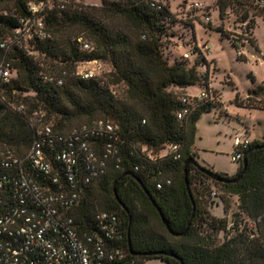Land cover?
Listing matches in <instances>:
<instances>
[{
	"label": "trees",
	"instance_id": "trees-1",
	"mask_svg": "<svg viewBox=\"0 0 264 264\" xmlns=\"http://www.w3.org/2000/svg\"><path fill=\"white\" fill-rule=\"evenodd\" d=\"M8 1L14 2L13 10L4 6ZM29 1L42 0H0V42L21 26V18L32 15ZM218 4L223 17L228 7L238 13L244 8V21L249 11L264 15L261 0H218ZM43 21L49 36L33 35L7 53L0 47V61L6 57L15 69L9 82L0 78L3 149L18 155L29 150L35 139L31 117L36 110H43L58 131H68L83 119L80 124L98 118L113 121L119 126L121 160L111 159L74 209L79 229L93 227L95 213L110 210L121 217V245L138 263L159 257L167 264H264V140L252 141L245 150L250 151L248 166L237 182L216 176L235 178L243 162L232 176L199 163L193 150L197 121L221 102L217 97L197 101L185 118L177 117L186 90L196 83L209 88L211 80L208 70L200 68L207 63L201 52L191 63L169 50L168 42L180 34L176 26L182 24L170 6L157 0H102L99 6L71 1L47 8ZM253 24L250 18L248 27ZM80 34L93 43V50L80 48L76 41ZM35 52L52 63L44 66ZM90 59L110 66L108 78L75 74L77 65ZM262 97L255 87L249 93L254 103L245 105L264 108L256 102ZM21 105L24 110H19ZM170 143L180 144L181 157L161 155ZM188 158L196 163L188 165L186 174ZM218 186L238 195V208L246 218L230 224L226 217L211 213L214 198L223 202L226 211L229 207ZM232 230L235 234L229 235ZM129 232L132 248L139 254L130 252ZM221 232L222 241L218 240Z\"/></svg>",
	"mask_w": 264,
	"mask_h": 264
},
{
	"label": "built area",
	"instance_id": "built-area-1",
	"mask_svg": "<svg viewBox=\"0 0 264 264\" xmlns=\"http://www.w3.org/2000/svg\"><path fill=\"white\" fill-rule=\"evenodd\" d=\"M55 4L64 7L66 1H29L32 15L21 18V26L2 40L0 47L7 53L13 45L24 44L33 35L49 36L43 12ZM189 5L201 7L202 2L190 0ZM76 41L82 50L94 48L82 34L76 36ZM196 52L207 60L202 46L195 43L183 56L191 58ZM102 64L98 59L80 62L75 74L85 79L101 78ZM206 66L207 63L202 67ZM14 75L10 61L1 59L2 81L9 82ZM56 80L63 83L62 78ZM215 97L211 85L196 94H183V107L177 117L185 118L197 101ZM18 108L24 110L22 105ZM31 126L35 139L24 155L10 148L0 150V264H141L129 258L120 243L124 235L119 214L98 211L89 229H79L73 214L111 159L121 160L119 126L98 118L58 131L43 110L33 113ZM251 143L247 128L240 130L235 137L233 160L243 162ZM166 154L181 157L180 144L166 145L161 155ZM150 157L154 159L152 154Z\"/></svg>",
	"mask_w": 264,
	"mask_h": 264
},
{
	"label": "rangeland",
	"instance_id": "rangeland-1",
	"mask_svg": "<svg viewBox=\"0 0 264 264\" xmlns=\"http://www.w3.org/2000/svg\"><path fill=\"white\" fill-rule=\"evenodd\" d=\"M64 1L97 6L102 2V0ZM161 1L170 6L171 11L182 23H178L176 26L180 34L168 42L169 50L182 57L191 44L201 45L207 55L208 64L206 67L200 66V68L203 71L208 70L210 85L215 96L221 102L211 110L204 112L197 121L193 146L197 160L202 165L225 173L236 172L241 164L240 161H235L232 158L237 133L249 127L251 139L264 138V108H250L245 105L248 102L249 104L254 103L253 99L249 100V93L255 87L258 95L263 96L261 101L256 99L258 100L256 102L264 105V15L249 11V18L244 21L241 17L244 8L240 7L238 13L234 11V8L228 7L227 14L223 17L220 13L218 0H200L201 7L190 6V0ZM4 6L7 10H13L14 2L8 1ZM208 16H210L209 21L207 20ZM250 18L254 19V24L248 27ZM188 24L193 25V28L188 27ZM221 26L224 31L220 29ZM233 43L238 45V48ZM34 54L38 60L43 62L44 66L52 63L50 59L43 58L36 52ZM195 58V54L191 56V63H194ZM169 60L172 62L173 57H170ZM101 68L100 76L108 78L111 71L110 66L103 63ZM253 76L256 78L255 83L252 79ZM116 88L121 89L120 86ZM204 88L202 84L196 83L186 91L196 94ZM238 104L244 105L238 106ZM237 113H241V120ZM83 120L75 122L71 128L79 125ZM1 149L3 147L0 145ZM217 191L219 195L226 194L229 199V207L226 211L223 202L219 198H214L215 203L210 207L213 215L226 217L230 224L237 219L246 218L238 208V195L228 194L219 186ZM233 234H235V230L229 232V235ZM224 237V233L221 232L218 240L222 241ZM147 264H167V262L157 257L149 259Z\"/></svg>",
	"mask_w": 264,
	"mask_h": 264
},
{
	"label": "water",
	"instance_id": "water-1",
	"mask_svg": "<svg viewBox=\"0 0 264 264\" xmlns=\"http://www.w3.org/2000/svg\"><path fill=\"white\" fill-rule=\"evenodd\" d=\"M249 152L250 151L245 152L244 159H243V168H242V170H241V172H240V174L238 176H236L235 178H226L224 176H220L219 175V176H216V179L217 180H220V181H224V182H237V181H239L244 176V174H245V172L247 170V166H248V153ZM190 163H196L195 158H188L185 161V172H186V174H187V167H188V165ZM139 181L141 182L142 186H144V188H146L145 185L143 184V182L140 179H139ZM146 190L150 194L149 190L148 189H146ZM189 192H190V194H192V191L190 189H189ZM152 200L154 201V199H152ZM190 224H191V220H190V222L188 224V227L190 226ZM184 233L185 232H183L182 234H184ZM128 240H129V249H130V252L132 254H139L138 252L134 251L133 248H132L131 238H130V232H129V238H128Z\"/></svg>",
	"mask_w": 264,
	"mask_h": 264
},
{
	"label": "crops",
	"instance_id": "crops-1",
	"mask_svg": "<svg viewBox=\"0 0 264 264\" xmlns=\"http://www.w3.org/2000/svg\"><path fill=\"white\" fill-rule=\"evenodd\" d=\"M226 108H227V110H229V108H228V106L226 105ZM241 113H237V116H238V118H240V120H241V115H240ZM247 130H248V133H249V135L251 134V131H250V129H249V127L247 128ZM254 140H264V138L263 139H252V141H254ZM214 169V168H213ZM215 171H219V170H216V169H214ZM219 172H223V171H219ZM237 172V171H236ZM236 172H232V173H225V172H223V173H225V174H227V175H229V176H232V175H234Z\"/></svg>",
	"mask_w": 264,
	"mask_h": 264
}]
</instances>
